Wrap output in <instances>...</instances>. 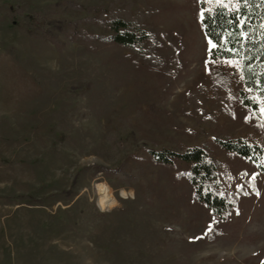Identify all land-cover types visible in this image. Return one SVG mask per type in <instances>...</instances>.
Segmentation results:
<instances>
[{
    "label": "rangeland",
    "instance_id": "rangeland-1",
    "mask_svg": "<svg viewBox=\"0 0 264 264\" xmlns=\"http://www.w3.org/2000/svg\"><path fill=\"white\" fill-rule=\"evenodd\" d=\"M29 1L51 10L58 0ZM79 1L105 12L132 1V14L149 13L159 30L166 61L144 63L113 42L90 50L64 34L58 45L0 19V264H264V174L217 140L264 145V98L247 87L241 58L211 60L202 25L203 9L238 0ZM240 90L259 103L257 119ZM197 145L221 160L228 193L247 191L225 219L196 198L191 163L149 153ZM96 164H122L130 178ZM76 178L72 196H50Z\"/></svg>",
    "mask_w": 264,
    "mask_h": 264
},
{
    "label": "trees",
    "instance_id": "trees-1",
    "mask_svg": "<svg viewBox=\"0 0 264 264\" xmlns=\"http://www.w3.org/2000/svg\"><path fill=\"white\" fill-rule=\"evenodd\" d=\"M238 3V8L216 3L209 9H203V30L212 43L209 56L214 61L241 58V72L247 87L255 95L264 98V0H238ZM132 6L133 2L129 1L124 8H120L113 1L105 12L98 6L79 0H58L50 5L49 10L37 9L29 0H18L14 5H7L4 0H0V19L13 18L16 29L22 34L58 45L64 43L59 38L62 34L71 41L84 43L90 50L97 49L101 42L120 44L128 47L144 63L161 67L166 59L159 52L160 32L146 22L149 13L132 14ZM92 25H98L106 32H92L88 29ZM134 63L138 64V61ZM211 73L215 79L219 78L214 68ZM194 98L198 100L197 96ZM240 98L245 106L252 109L257 119L259 103L244 90H240ZM217 140L224 148L257 164L259 171L264 174V145L242 137L219 136ZM149 153L155 161L164 164H173L178 158L191 163L187 180L194 188L196 198L219 219L227 218L239 196L247 192L241 187L228 193L221 174L222 162L205 146L188 147L182 152L163 147L152 149ZM93 166L101 172L114 170L121 181L130 178L129 173L122 170V164L114 169L103 164ZM76 184L77 178L72 188L54 192L50 196L56 199L69 198ZM13 197L25 198L28 202L36 200L32 195ZM45 199L40 197L37 200Z\"/></svg>",
    "mask_w": 264,
    "mask_h": 264
},
{
    "label": "bare ground",
    "instance_id": "bare-ground-1",
    "mask_svg": "<svg viewBox=\"0 0 264 264\" xmlns=\"http://www.w3.org/2000/svg\"><path fill=\"white\" fill-rule=\"evenodd\" d=\"M103 192L105 193V190H103ZM104 193H102L103 194V198H102L103 205L104 204H110L111 199L107 198V196L104 195Z\"/></svg>",
    "mask_w": 264,
    "mask_h": 264
}]
</instances>
